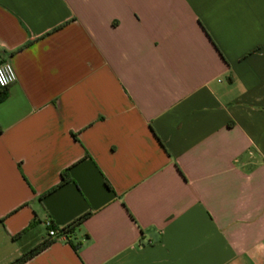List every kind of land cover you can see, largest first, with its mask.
I'll use <instances>...</instances> for the list:
<instances>
[{
	"label": "crops",
	"instance_id": "crops-1",
	"mask_svg": "<svg viewBox=\"0 0 264 264\" xmlns=\"http://www.w3.org/2000/svg\"><path fill=\"white\" fill-rule=\"evenodd\" d=\"M2 61L0 264H264V0H0Z\"/></svg>",
	"mask_w": 264,
	"mask_h": 264
},
{
	"label": "built area",
	"instance_id": "built-area-1",
	"mask_svg": "<svg viewBox=\"0 0 264 264\" xmlns=\"http://www.w3.org/2000/svg\"><path fill=\"white\" fill-rule=\"evenodd\" d=\"M0 75L3 76V81H7L6 85L3 82L0 83L1 88L9 87L17 78L13 65L8 61L0 62ZM47 225L49 226V236L51 239L67 238V233L62 229L53 228L49 221Z\"/></svg>",
	"mask_w": 264,
	"mask_h": 264
},
{
	"label": "trees",
	"instance_id": "trees-1",
	"mask_svg": "<svg viewBox=\"0 0 264 264\" xmlns=\"http://www.w3.org/2000/svg\"><path fill=\"white\" fill-rule=\"evenodd\" d=\"M0 92L2 95L6 96L7 95V90L6 88H1L0 87ZM70 179V177L68 176L67 171H64L62 173V180L61 182L64 183L66 181H68ZM89 215V213H85L81 216H79L78 218H76L72 223L66 225L65 227L62 228V230L66 233L72 231V229L79 223L83 222V220L85 218H87V216ZM50 241H47L45 243L40 244L39 246H37L35 249L31 250L30 252L22 255L21 257H19L18 259H16L13 263L11 264H21L23 261H25L27 258H29V256H31L33 253H35L37 250L43 248L44 246H46L47 244H49Z\"/></svg>",
	"mask_w": 264,
	"mask_h": 264
},
{
	"label": "snow or ice",
	"instance_id": "snow-or-ice-1",
	"mask_svg": "<svg viewBox=\"0 0 264 264\" xmlns=\"http://www.w3.org/2000/svg\"><path fill=\"white\" fill-rule=\"evenodd\" d=\"M2 82H3V76L0 75V83H2Z\"/></svg>",
	"mask_w": 264,
	"mask_h": 264
},
{
	"label": "clouds",
	"instance_id": "clouds-1",
	"mask_svg": "<svg viewBox=\"0 0 264 264\" xmlns=\"http://www.w3.org/2000/svg\"><path fill=\"white\" fill-rule=\"evenodd\" d=\"M3 83L6 85L7 84V81H3Z\"/></svg>",
	"mask_w": 264,
	"mask_h": 264
}]
</instances>
